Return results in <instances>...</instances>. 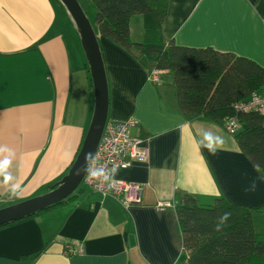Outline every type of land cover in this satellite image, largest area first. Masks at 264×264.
I'll return each mask as SVG.
<instances>
[{"label":"crops","instance_id":"obj_1","mask_svg":"<svg viewBox=\"0 0 264 264\" xmlns=\"http://www.w3.org/2000/svg\"><path fill=\"white\" fill-rule=\"evenodd\" d=\"M64 8L60 0H0V148L10 150L0 160H11L8 171L20 186L13 195L0 178V207L48 192L67 173L92 118L86 56ZM135 17L130 36L137 41L143 29ZM163 27L167 41L264 67V0H168ZM98 42L107 119L132 118L130 134L147 149L145 161H131L115 176L139 185L140 202L125 209L110 195L79 187L66 203L0 228V264H188L176 193L200 205L218 197L264 205V177L250 157L221 123L180 110L167 69L157 68L154 83L153 62L104 37ZM202 131L223 136L222 149L213 155L198 147ZM263 211L253 215L255 229Z\"/></svg>","mask_w":264,"mask_h":264},{"label":"trees","instance_id":"obj_2","mask_svg":"<svg viewBox=\"0 0 264 264\" xmlns=\"http://www.w3.org/2000/svg\"><path fill=\"white\" fill-rule=\"evenodd\" d=\"M98 37L167 69L172 76L179 108L187 115H202L223 124L234 117L240 129L233 134L239 148L264 177V117L257 111L236 112L235 102L252 92L264 91V67L231 52L199 49L177 44L164 37L163 21L168 0H87ZM140 16L143 35L134 41L130 23ZM79 189V187H78ZM77 189V190H78ZM76 190V191H77ZM80 190V189H79ZM66 199L32 215L0 225V228L54 209ZM174 209L181 236L182 257L188 264H264V233L257 232L253 215L264 209L240 206L218 197L212 204L200 205L188 193H176ZM229 219L219 231L216 225L224 213Z\"/></svg>","mask_w":264,"mask_h":264},{"label":"water","instance_id":"obj_3","mask_svg":"<svg viewBox=\"0 0 264 264\" xmlns=\"http://www.w3.org/2000/svg\"><path fill=\"white\" fill-rule=\"evenodd\" d=\"M79 35L86 56L94 95V110L76 157L67 173L41 195L0 207V225L32 215L56 204L77 190L85 174V156L94 154L108 115V84L97 35L78 0H60Z\"/></svg>","mask_w":264,"mask_h":264},{"label":"built area","instance_id":"obj_4","mask_svg":"<svg viewBox=\"0 0 264 264\" xmlns=\"http://www.w3.org/2000/svg\"><path fill=\"white\" fill-rule=\"evenodd\" d=\"M160 70L152 69L149 71L148 78L158 83L160 81ZM233 109L236 112L257 111L264 117V91L261 93L252 92L250 96L238 102H235ZM134 124L132 118L125 120L107 119L98 142L97 148L93 154L94 163L92 167H102L110 171L113 167L123 169L130 166L131 161L143 162L147 158V149L140 145L141 140L130 134V127ZM223 128L230 134H235L240 129L238 120L229 117L224 120ZM115 183L109 189L107 184L101 181H92L88 179L85 172L82 182L91 189L102 195L114 197L125 209L132 204L139 203L140 187L137 184L115 178ZM72 253L81 252V249L68 247Z\"/></svg>","mask_w":264,"mask_h":264},{"label":"clouds","instance_id":"obj_5","mask_svg":"<svg viewBox=\"0 0 264 264\" xmlns=\"http://www.w3.org/2000/svg\"><path fill=\"white\" fill-rule=\"evenodd\" d=\"M225 143L224 137L217 135L216 133L210 131H202L200 133V139L197 144L198 147L206 148L210 154H215L218 150L222 149ZM0 152H9L7 148H0ZM94 163L93 154L89 153L85 156V168L84 171L87 173L88 179L92 181H101L107 184L110 189L112 185L116 182L115 176L117 175V169L113 167L110 171H106L102 167L93 168ZM11 165V160L5 158L0 160V178H2V183L5 186H10L13 195H15L19 190V184L15 183V178L8 171ZM230 213H224L220 219L219 223L216 225V230L219 231L224 223L229 219Z\"/></svg>","mask_w":264,"mask_h":264},{"label":"rangeland","instance_id":"obj_6","mask_svg":"<svg viewBox=\"0 0 264 264\" xmlns=\"http://www.w3.org/2000/svg\"><path fill=\"white\" fill-rule=\"evenodd\" d=\"M79 1V3H80V5L82 6V8H83V10H84V12H85V14H86V16H87V18H88V20L90 21V23H91V25H92V27H93V29L95 30V22H94V14H93V11H92V9H91V7H90V5L88 4V2H87V0H78ZM63 9V8H62ZM66 9L64 8V10L63 11H65ZM67 11V10H66ZM64 14L66 15V13L64 12ZM68 14V13H67ZM69 16V15H68ZM70 19V18H69ZM135 19H139V16H136L135 17ZM70 21H71V19H70ZM71 23H72V25L75 27V29H77L76 28V26H75V24L71 21ZM66 29V31H67V29H68V27H66L65 28ZM76 31H78V30H76ZM77 38H78V41H79V44H80V47H81V41H80V35H79V32H77ZM135 36V35H134ZM81 49H82V47H81ZM83 51V50H82ZM89 72V71H88ZM89 75H90V72H89ZM84 183L83 182H81L80 183V185H79V187H84ZM14 202H17V201H11V202H9V203H7V204H3L2 206H6V205H10V204H13ZM1 206V205H0ZM259 222V223H258ZM255 224H256V230L257 231H259V232H264V211L262 212V213H259L258 214V219H257V216H256V218H255Z\"/></svg>","mask_w":264,"mask_h":264}]
</instances>
